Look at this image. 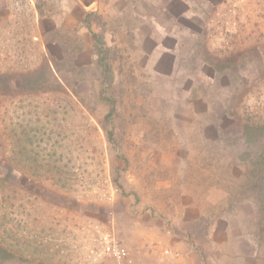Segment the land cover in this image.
<instances>
[{"label":"rangeland","instance_id":"374dc122","mask_svg":"<svg viewBox=\"0 0 264 264\" xmlns=\"http://www.w3.org/2000/svg\"><path fill=\"white\" fill-rule=\"evenodd\" d=\"M163 251L264 264V0H0V264Z\"/></svg>","mask_w":264,"mask_h":264},{"label":"crops","instance_id":"0c3cea01","mask_svg":"<svg viewBox=\"0 0 264 264\" xmlns=\"http://www.w3.org/2000/svg\"><path fill=\"white\" fill-rule=\"evenodd\" d=\"M116 264H203L193 251L182 254H168V252L155 253L149 257H133L130 260H119Z\"/></svg>","mask_w":264,"mask_h":264},{"label":"trees","instance_id":"16d2710c","mask_svg":"<svg viewBox=\"0 0 264 264\" xmlns=\"http://www.w3.org/2000/svg\"><path fill=\"white\" fill-rule=\"evenodd\" d=\"M98 50H101V47Z\"/></svg>","mask_w":264,"mask_h":264},{"label":"built area","instance_id":"2783aa9c","mask_svg":"<svg viewBox=\"0 0 264 264\" xmlns=\"http://www.w3.org/2000/svg\"><path fill=\"white\" fill-rule=\"evenodd\" d=\"M108 249H110V248H108Z\"/></svg>","mask_w":264,"mask_h":264}]
</instances>
